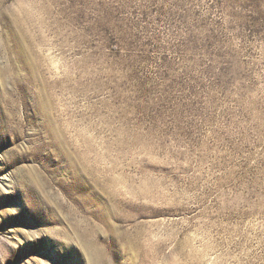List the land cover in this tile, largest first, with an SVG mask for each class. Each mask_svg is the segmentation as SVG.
<instances>
[{
  "label": "rangeland",
  "instance_id": "obj_1",
  "mask_svg": "<svg viewBox=\"0 0 264 264\" xmlns=\"http://www.w3.org/2000/svg\"><path fill=\"white\" fill-rule=\"evenodd\" d=\"M0 264H264V0H0Z\"/></svg>",
  "mask_w": 264,
  "mask_h": 264
}]
</instances>
